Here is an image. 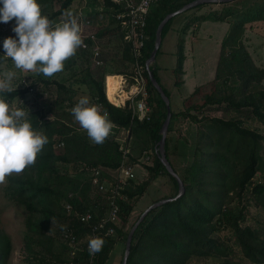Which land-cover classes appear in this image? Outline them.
Here are the masks:
<instances>
[{
    "label": "trees",
    "instance_id": "trees-1",
    "mask_svg": "<svg viewBox=\"0 0 264 264\" xmlns=\"http://www.w3.org/2000/svg\"><path fill=\"white\" fill-rule=\"evenodd\" d=\"M75 1L63 0L60 9L47 18L62 16ZM93 1L89 0L91 6ZM194 1L196 0H158L148 14V39L140 57L149 92L147 104L151 112L148 120L133 117L128 106L115 107L105 95V78L109 75H131L134 64L131 47L123 40V31L114 17L115 21L112 23L116 28L101 33L99 29L97 36L99 39L117 38L120 47L118 46L114 50V56L109 58L105 54L106 45H101L105 55L102 53L103 67L98 68L101 71L99 80L91 74L93 67L87 53L75 52L73 55L85 64V76L82 80L89 87L92 103L96 107L100 104L101 113H107L108 119L114 125L111 129H124L134 138H145L154 149L153 165L145 167L148 179L139 184L128 181L121 190L125 199L118 201L120 221H128L135 203L160 176H168L175 186L176 194L170 197L174 200L151 210L135 230L126 264H188L195 258H225L226 246L213 236L221 227L233 231L236 244L245 260L250 264H264V239L253 227H243L240 222L245 214L242 211L235 214L230 207L234 200L242 203L250 189L258 203L264 204V183H253L261 169L260 151L264 136L244 127V123L236 118L202 117L199 120L190 116L189 111L183 113L181 116H189L199 125L194 143L189 144L180 137L179 140L173 141L169 136L165 141L167 160L184 185V193L180 196L177 179L167 171L156 153L162 138V127L167 118V107L149 80L147 61L155 47L156 33L161 22L169 14ZM104 2L105 9H112L110 12L120 9V6L111 0ZM262 7L264 13V0ZM84 13L94 24L101 26L100 20H97L104 12L99 13L92 9L85 10ZM184 13L174 16L164 25L161 31V47L156 54V60L149 67L170 100L171 93L161 84L159 78L157 59L162 54L163 39L171 31L177 17ZM222 20L217 18L216 22H223ZM243 35V26L233 25L222 40L212 84L217 87L219 82L226 84L231 79L237 80L240 84L236 92L238 99L235 101L227 97L219 102L227 104L225 112H235L264 126V88L258 87L264 81V68L254 63L244 45ZM8 36H12L10 30H0V38ZM184 60V40L181 39L177 46L176 65L171 70L176 87L183 84ZM2 61L3 57H0V64ZM71 67L74 73L75 67ZM45 83L52 84L47 81ZM53 84L68 92L64 85L56 81ZM33 86L35 83L26 85L24 89L4 91L0 93V97L10 105L14 99L29 93ZM197 91L199 89H196ZM60 104L63 105L64 101ZM51 112L54 116L49 120L46 119L47 113L44 111L27 116L32 128L45 135L48 143L37 154L31 166H26L17 175L8 176L4 196L26 213L23 264H64L70 261V247L63 239L66 232L75 236L78 246L82 248L73 263L89 264L87 239L93 226L107 211L108 195L92 185L93 175L90 169H99L102 176L106 177L120 167L124 152L109 135L103 143L93 144L86 134L81 133L74 125L70 113L60 109H52ZM171 113L168 134L173 132V122L180 116L172 111ZM127 156L129 157L128 154ZM178 158L188 161L182 173L178 172L175 163ZM67 203L72 207L70 211L65 208ZM87 213H90L91 219L84 222L81 219ZM120 221L107 226L114 228L116 237L105 236V231L99 236L103 238L104 244L101 250L95 253L93 264H109L111 261L118 240L123 235ZM11 252V238L0 228V264H8ZM124 255L125 253L120 264L123 263ZM225 264L230 262L226 261Z\"/></svg>",
    "mask_w": 264,
    "mask_h": 264
},
{
    "label": "rangeland",
    "instance_id": "rangeland-1",
    "mask_svg": "<svg viewBox=\"0 0 264 264\" xmlns=\"http://www.w3.org/2000/svg\"><path fill=\"white\" fill-rule=\"evenodd\" d=\"M62 1L63 0H37L40 5L41 13L47 17L60 9ZM96 2L97 1L94 0L91 6V2L89 3L88 0H86V2H84V0H76L68 11L75 13L79 8H83V11H91L93 9L99 13L104 12L102 15L98 16L97 20V22L100 20L101 26L94 24V31L98 32L100 29L101 33L103 31L115 29V24L112 23L115 19L109 7H107V9H105V7L101 9V6ZM262 3L263 0H226L221 3H210L200 8L189 9L187 12L177 17L172 24L171 31L163 39L161 48L162 54L159 55L157 62L162 65L163 68L169 70L162 71L161 74L163 75L164 86L171 93V111L180 114L179 118L173 122V132L167 134L173 141L174 139L179 140L180 137L181 139H185L189 144H193L196 139L195 135L199 128L198 123H195L189 116H181L187 111H189L190 116H194L199 120L202 117L236 118L244 123V127L253 129L264 136V126L259 122L246 119V117L239 116L235 112H225L227 104L219 101L221 99H227V97L236 101L238 99L236 92L240 84L237 80L231 79L226 84L219 82L218 86L215 87L212 84L214 76L212 73V59H210L212 58V54L214 55L216 52L217 45L222 39L221 35L224 34L220 25H223L222 27L227 29V33L233 25H241L244 28L243 42L245 47L250 53L254 63L258 67L264 68V13L262 12ZM63 18V16H60L49 20L55 24ZM217 18L223 19V22H216ZM11 25L12 21L0 24V30L4 32L5 30H10ZM186 26L188 27L185 30ZM214 27L219 30H214ZM202 30L204 32L202 33L203 36L199 37L198 35L201 34ZM10 34L13 35L11 31ZM209 38H213L211 41L214 43H206L205 48H202L204 52L206 50L208 56L210 55L208 60L203 62L204 70L198 72V70H194V67L191 66L190 70L188 69L187 72L182 75L183 84L180 87H176L174 84V77L170 71L172 68L171 53L176 51L179 40H184V48L187 42L188 50L190 51L192 49L194 52L197 48L195 44L204 43L208 41ZM0 40H3V37L0 38ZM100 43L103 46L106 45L105 54L109 58L114 56L116 52L114 50L117 49L120 44L117 38L114 39L113 37H104L100 40ZM191 45H193V47L190 49ZM211 45H213V47ZM101 48L104 54L103 47L101 46ZM195 52L197 53V51ZM164 53L167 54V58L163 57ZM63 63L64 67L62 71L55 73L52 77H44L34 72H21L16 70L12 67L9 58L3 57V61L0 64V73L7 70L16 72V76L12 81V90L24 89L26 85L35 83V86H33L29 93L23 97L14 99L10 106L24 108L27 116L37 111H44L47 113L46 119L49 120L54 116V113L51 112L52 109H60L62 112L70 113L69 109L82 95H87L90 103H92L89 87L84 84L82 80L85 76V64L83 61L79 57L71 56V59L68 58ZM74 64H76L77 67H75ZM71 65L75 67L74 73ZM102 67L103 66L93 67V69H91V74L97 80H99V73L101 72L98 68ZM122 70L124 69H120V71ZM76 73L77 75L75 76L74 74ZM111 76L114 75H109L107 79L105 78V81L107 82ZM23 80H25V82H22ZM45 81L52 84L47 85ZM54 81L64 85L68 92L59 88L57 84H53ZM258 87L264 88V81ZM196 89H199V91L196 92ZM208 96L209 98H207ZM70 98H72V100L69 101ZM63 101L64 104L61 105L60 103ZM74 125L79 128L81 133L86 134L75 121ZM109 137L113 138V140L120 145V150L122 152L128 153L129 160L136 166L137 174L136 178L133 180V184H139L148 179L149 176L145 167L153 165L155 153L154 149L145 138H134L124 129H111ZM262 144L263 147L260 151L262 158L261 169L253 179L254 185L256 183H264V142ZM175 163L178 172L182 173L188 161L183 158H178ZM62 170L65 171L64 169ZM17 174L19 173H12L8 176ZM8 176L5 177L3 182H0V228L9 235L12 241V252L8 264H23L25 256L23 234L25 231L26 213L22 208L15 206L4 196V188L7 185ZM175 194V186L166 175L160 176L146 189L143 196L135 203L133 212L128 221L126 223L120 221L123 235L118 240V244L115 247L109 264L121 263L126 249L127 234H129L142 213L152 204L165 198L173 197ZM230 207L235 214H238L240 211L245 214L244 219L240 222L243 227H253L264 239V204L258 203L257 199L251 193V189L247 191L242 203H239L238 200H234L230 204ZM243 207L245 210H242ZM213 236L226 246L225 258H195L188 264H225L226 261H229L230 264H250L249 261L244 259L239 246L236 244L233 231L221 227ZM114 237H116V233Z\"/></svg>",
    "mask_w": 264,
    "mask_h": 264
},
{
    "label": "clouds",
    "instance_id": "clouds-1",
    "mask_svg": "<svg viewBox=\"0 0 264 264\" xmlns=\"http://www.w3.org/2000/svg\"><path fill=\"white\" fill-rule=\"evenodd\" d=\"M62 16L53 24L41 13L37 0H0V24L12 21L10 31L14 34L0 40V57L9 58L12 67L21 72L52 77L62 71L63 62L83 46L77 18L71 11ZM15 76L11 70L0 73V93L12 90ZM69 111L93 144L103 143L110 134L112 123L107 113H101L87 95H82ZM47 143V137L32 128L24 108L11 107L0 97V182L31 166ZM103 244L102 237H90L88 254L98 253Z\"/></svg>",
    "mask_w": 264,
    "mask_h": 264
},
{
    "label": "built area",
    "instance_id": "built-area-1",
    "mask_svg": "<svg viewBox=\"0 0 264 264\" xmlns=\"http://www.w3.org/2000/svg\"><path fill=\"white\" fill-rule=\"evenodd\" d=\"M89 1V0H88ZM97 4L104 8V0H96ZM115 4L120 6V9L113 13V17L117 20L118 25L121 27L124 37L123 40L130 45L131 52L134 57V64L131 75H114L119 76L122 82V88L118 91L116 96L117 102L114 103L107 98V100L118 108H124L128 106L132 110L133 117H137L138 120L149 119L151 112L150 107L147 104L149 98V92L147 90V81L145 77V69L140 63V57L143 48L146 45L147 35V17L150 13L153 5L158 0H111ZM219 1V0H216ZM86 2V0H84ZM112 11V9H111ZM78 23L81 26V39L83 46L77 48L78 53H87L91 60L93 67H100L104 65L102 60V48L98 32L94 31V22L85 15L83 8H79L74 15ZM89 41V43L87 42ZM146 70H149L148 65ZM107 79V77H106ZM22 82H25L23 80ZM98 110L101 112V105H97ZM112 127L114 125L112 124ZM157 154L158 150L156 151ZM127 152H124V157L120 167L112 174H108V178L102 176V172L99 169H90L93 177L91 183L97 187L100 191L106 192L107 195V211L102 219L93 226L91 234L88 239L93 236H100L105 231V236L114 237L115 230L108 224H116L120 221L118 204L119 200L125 199L121 190L128 181H133L136 178V166L131 163L127 156ZM89 170V169H88ZM72 195V194H71ZM70 195V196H71ZM67 211L71 210L70 204H65ZM91 219L90 213H87L82 217V221L88 222ZM63 239L67 241L70 250V261L64 264H74L73 261L77 258L82 248L78 246L77 239L72 234L66 232L63 234ZM87 239V240H88ZM87 250V245H86ZM95 254L90 256L89 264H93Z\"/></svg>",
    "mask_w": 264,
    "mask_h": 264
},
{
    "label": "water",
    "instance_id": "water-1",
    "mask_svg": "<svg viewBox=\"0 0 264 264\" xmlns=\"http://www.w3.org/2000/svg\"><path fill=\"white\" fill-rule=\"evenodd\" d=\"M226 0H196L188 5H186L185 7H183L182 9H180L179 11L169 14L168 16H166V18L161 22V24L159 25L158 29H157V33H156V39H155V47L151 53V56L149 58V60L147 61V65L148 67H150V65L156 60V54L158 52V50L161 47V31L164 27V25L174 16L184 13L185 11H188L189 9H192L196 6L199 5H206V4H210V3H221V2H225ZM148 76H149V80L152 83L153 87L158 91V93L160 94L161 98L163 99V101L166 104L167 107V118L164 122V125L162 127V138L161 141L159 143V149H158V153H159V157L161 162L163 163V165L166 167L167 171L174 176L179 184V194L178 196H180L181 194L184 193V185L180 179V177L174 172V170L172 169L170 163L167 160L166 154H165V141H166V137L168 134V128H169V124H170V120H171V106H170V99L166 96V94L164 93L163 89L161 88L160 84L157 82L156 78L154 77L152 71L148 70ZM174 199L172 198H168V199H163L160 200L154 204H152L148 209H146L142 215L140 216V218L138 219V221L135 223V225L132 227L131 231L129 232L128 235V239L126 242V250H125V255H124V259H123V263L122 264H126V260L129 256V252H130V248H131V243H132V238H133V234L135 232V230L137 229V227L139 226V224L143 221V219L146 217V215L153 209L162 206L163 204L170 202Z\"/></svg>",
    "mask_w": 264,
    "mask_h": 264
},
{
    "label": "crops",
    "instance_id": "crops-1",
    "mask_svg": "<svg viewBox=\"0 0 264 264\" xmlns=\"http://www.w3.org/2000/svg\"><path fill=\"white\" fill-rule=\"evenodd\" d=\"M221 26V30L222 32H224L223 35H221L222 39L220 40V42L222 43V40L224 39V37L226 36L227 34V29H224V27H222L223 25H220ZM214 30L218 31L219 29L214 27L213 28ZM203 30L201 31V34H199L198 36L199 37H202ZM211 39L213 38H209L208 41H205L204 43L201 42L199 44H195L197 46V48L195 49V51H197V53L191 49L193 47V45L190 46V51L188 50V44L186 42L185 44V48H184V55H185V60H184V63H183V72H187V70L189 69L190 70V67L193 66L194 67V70H198V72H201L204 70V66H203V62H205V60L207 61L209 56L207 55L208 53L203 51V47L205 48L206 46V43H210V44H213L214 42L211 41ZM219 42V44L217 45V48H216V52L214 53V55L212 54V65H213V70H212V73H213V76H215V71H216V67H217V63H218V58H219V52H220V45L221 43ZM213 47V45H211ZM176 51H177V48H176ZM176 51L171 53V58H172V68L170 69V71L175 67L176 65ZM167 54L164 53V56L163 57H166ZM208 56V57H207ZM158 67H159V78H160V81H161V84L164 86V82H163V75L161 74L162 71H169L168 69H165L162 67V65H160L158 63ZM165 87V86H164ZM166 88V87H165ZM137 174V172H136Z\"/></svg>",
    "mask_w": 264,
    "mask_h": 264
},
{
    "label": "bare ground",
    "instance_id": "bare-ground-1",
    "mask_svg": "<svg viewBox=\"0 0 264 264\" xmlns=\"http://www.w3.org/2000/svg\"><path fill=\"white\" fill-rule=\"evenodd\" d=\"M122 88L121 78L119 76H112L106 84L107 96L110 101L116 103V96L118 91Z\"/></svg>",
    "mask_w": 264,
    "mask_h": 264
}]
</instances>
